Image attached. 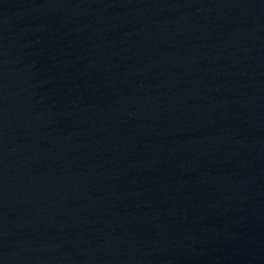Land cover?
Listing matches in <instances>:
<instances>
[{
	"label": "water",
	"instance_id": "95a60500",
	"mask_svg": "<svg viewBox=\"0 0 264 264\" xmlns=\"http://www.w3.org/2000/svg\"><path fill=\"white\" fill-rule=\"evenodd\" d=\"M0 264H264V0H0Z\"/></svg>",
	"mask_w": 264,
	"mask_h": 264
}]
</instances>
